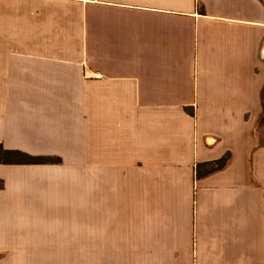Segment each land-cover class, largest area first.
Segmentation results:
<instances>
[{
	"label": "crops",
	"instance_id": "0c3cea01",
	"mask_svg": "<svg viewBox=\"0 0 264 264\" xmlns=\"http://www.w3.org/2000/svg\"><path fill=\"white\" fill-rule=\"evenodd\" d=\"M263 115L264 0H0V264H264Z\"/></svg>",
	"mask_w": 264,
	"mask_h": 264
},
{
	"label": "trees",
	"instance_id": "16d2710c",
	"mask_svg": "<svg viewBox=\"0 0 264 264\" xmlns=\"http://www.w3.org/2000/svg\"><path fill=\"white\" fill-rule=\"evenodd\" d=\"M229 157L230 154H227L218 160L198 165L197 176L200 177L222 169L226 165ZM59 161L60 159H57L56 162ZM46 162V159L34 157L24 151L18 149H7L0 143V163L2 164H32Z\"/></svg>",
	"mask_w": 264,
	"mask_h": 264
},
{
	"label": "rangeland",
	"instance_id": "374dc122",
	"mask_svg": "<svg viewBox=\"0 0 264 264\" xmlns=\"http://www.w3.org/2000/svg\"><path fill=\"white\" fill-rule=\"evenodd\" d=\"M259 128L261 129L260 131H261V134H262L263 139H264V115H263L262 122L260 123ZM39 158L46 159L47 162H55L58 159V158H54V157H39Z\"/></svg>",
	"mask_w": 264,
	"mask_h": 264
}]
</instances>
